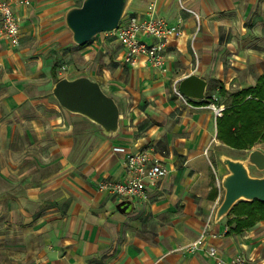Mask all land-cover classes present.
<instances>
[{
    "label": "crops",
    "instance_id": "obj_1",
    "mask_svg": "<svg viewBox=\"0 0 264 264\" xmlns=\"http://www.w3.org/2000/svg\"><path fill=\"white\" fill-rule=\"evenodd\" d=\"M34 3L16 8L20 42L12 47L0 41V56L17 59L10 49L20 47L24 17ZM149 5L169 24H181L182 36L170 39L165 50L167 74L144 56L133 66L125 64L123 48L114 51L109 46L114 41L103 36L75 46L64 13L78 5L59 0L55 6V39L77 47L75 54L89 63L100 54L105 58L99 62L102 74L65 77L88 76L115 100L117 134L107 136L93 125L83 128L87 118L68 112L56 99L47 106L38 102L44 94L28 93L23 79L11 75L5 82L8 91L0 95L6 105L0 109V264H215L209 247L225 259L242 254L248 264H264V220L227 234V218L207 222L221 201L222 186L213 181L214 165L205 154L213 143L226 145L216 139L213 109L189 98L186 106L169 88L191 73L207 82L205 96L219 91L211 88L215 82L231 92L253 86L264 72V0H130L125 16H142ZM109 55L115 56L114 69ZM175 69L180 72L173 74ZM116 147L151 150L168 170L148 186L145 198L129 199V213L130 204L121 212L116 207L121 200L98 189L100 182L124 178L125 155ZM204 229L199 249L183 250Z\"/></svg>",
    "mask_w": 264,
    "mask_h": 264
},
{
    "label": "water",
    "instance_id": "obj_2",
    "mask_svg": "<svg viewBox=\"0 0 264 264\" xmlns=\"http://www.w3.org/2000/svg\"><path fill=\"white\" fill-rule=\"evenodd\" d=\"M130 0H82L64 13V22L71 33L72 43L84 46L93 37L118 28L125 15ZM207 82L196 74L183 77L178 83L179 92L186 98L203 100ZM52 96L59 105L70 113L79 114L100 127L104 134L113 136L119 131V109L113 98L105 94L99 83L88 76L62 77L51 89ZM228 173L223 176L221 186L224 195L215 212V220L225 216L239 200H259L264 202V177L249 174L242 160L223 158ZM247 162L258 170H264V152L251 150ZM129 199L116 205L126 212Z\"/></svg>",
    "mask_w": 264,
    "mask_h": 264
},
{
    "label": "rangeland",
    "instance_id": "obj_3",
    "mask_svg": "<svg viewBox=\"0 0 264 264\" xmlns=\"http://www.w3.org/2000/svg\"><path fill=\"white\" fill-rule=\"evenodd\" d=\"M71 1L76 3V5H80L82 2V0ZM57 2H59V0H35L33 8L29 10L26 17H24L25 20L22 24L24 37L21 40L20 47L18 49H10V51H12L15 56H17V59H11L6 53H3L0 56V95L8 91L5 87V82L10 80L11 75H14L16 78L24 80L28 89V93L34 96L44 94V96H40L39 99H37L38 102L41 101L47 106V102H49L50 100V102L53 104L55 102V98L52 96V94L49 95V93L55 83V79L50 75V68L55 63V61H57L58 63L59 78H62L63 76L71 77L75 74L84 73L87 71H91L95 75L102 74V66L99 65V62L100 60L105 59L101 57V55L103 54H100L98 56V58L96 59V63H93L94 61L92 63H89L87 59L85 60L84 55L79 54V56H77L75 54L77 49V47L75 46L77 45L65 47L59 43L60 39H55V6L57 5ZM100 36H103L108 42L114 41L113 43H111V45H109L110 48L114 49V51H119L121 49L122 46L120 45L114 34L110 32H103L93 37V39H97ZM147 42H150V40L148 39ZM106 55L108 54L106 53ZM109 56V59H111L112 69H114L115 66L113 61L115 56ZM16 61L18 62V64H16ZM159 70L163 74L168 73L169 68H167L166 61L163 68ZM179 72V69H175L172 71L173 74H178ZM214 85H216L219 89V85L216 82L213 84V86L211 85V88L214 89ZM169 88L172 94L176 97L177 95L174 93L173 86L169 85ZM227 92L231 93V91L228 90ZM181 100L185 103V100ZM204 101L207 103L208 107L212 109V105H222L224 107V105L229 101V98L228 96H222L219 91L217 93L208 91L207 95L204 96ZM38 102L36 103L38 104ZM185 105L189 106L188 103H185ZM5 106L6 105L3 103V100L0 99V109H5ZM89 125L100 128L95 123L88 121V119L86 120V122L82 123V126L85 129H87ZM215 144L216 143L211 144V147L207 148V154H205V157H207V159H209V161H211V163H213L214 165V168L212 167L210 171L214 182H218L221 186V179L223 177V174L228 173L226 166L222 163V159L229 158L230 156L237 160L244 161L251 176L264 177V170H258L256 167L250 165L247 162V157L250 151L259 149V147H264V142H257L251 149L248 150L233 149L228 146H223L220 143V145ZM217 166L222 168L223 171H220ZM101 183L102 182L98 184L99 190H102L100 188ZM221 189L222 201L224 190L223 188ZM132 208L133 203L128 206L127 213L131 212ZM217 208H211L207 222H209L210 220H214ZM222 218H226V215ZM225 230L227 231V229ZM188 244L183 246V250L188 252L197 250H187L186 246H188Z\"/></svg>",
    "mask_w": 264,
    "mask_h": 264
},
{
    "label": "built area",
    "instance_id": "obj_4",
    "mask_svg": "<svg viewBox=\"0 0 264 264\" xmlns=\"http://www.w3.org/2000/svg\"><path fill=\"white\" fill-rule=\"evenodd\" d=\"M32 4L33 0H0V41H6L12 47L19 45L20 26L16 8L30 7ZM194 15L198 22V15L196 13ZM110 33L115 35L124 50L125 64L133 66L140 56H144L151 66L162 69L168 41L181 37L182 29L180 22L169 24L155 13L153 5H149L142 16L124 15L118 28ZM148 39L150 42H147ZM173 90L177 97L187 100L179 92L177 84L173 86ZM212 109L215 116H221L222 106L212 105ZM115 150L125 155L124 178L102 182L100 188L114 194L119 200L145 198L148 186H154L168 174L164 160L152 156L151 150L129 152L124 147H116ZM205 231L206 229L195 241L188 244L186 249L189 251L198 249L203 244ZM208 253L214 258L215 264H248L247 258L242 254L225 259L217 255L214 247H209Z\"/></svg>",
    "mask_w": 264,
    "mask_h": 264
},
{
    "label": "trees",
    "instance_id": "obj_5",
    "mask_svg": "<svg viewBox=\"0 0 264 264\" xmlns=\"http://www.w3.org/2000/svg\"><path fill=\"white\" fill-rule=\"evenodd\" d=\"M58 63L51 67L52 77L57 81ZM219 93L228 96L221 116L216 118V139L233 149H251L257 142H264V72L256 83L235 92L228 93L222 85ZM199 104H207L198 100ZM217 193V188H212ZM227 233H241L264 220V202L239 200L226 214Z\"/></svg>",
    "mask_w": 264,
    "mask_h": 264
}]
</instances>
